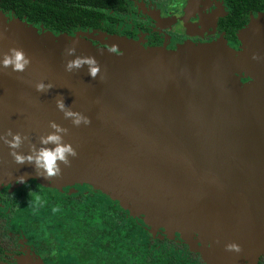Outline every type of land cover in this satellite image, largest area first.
I'll list each match as a JSON object with an SVG mask.
<instances>
[{
    "label": "water",
    "instance_id": "water-1",
    "mask_svg": "<svg viewBox=\"0 0 264 264\" xmlns=\"http://www.w3.org/2000/svg\"><path fill=\"white\" fill-rule=\"evenodd\" d=\"M238 38L239 52L226 43L145 49L109 37L114 51L0 16V55L21 49L30 61L23 72L0 70V135L26 136L28 153L54 121L77 153L60 176L43 179L0 142V179L88 185L152 234L196 236L210 263L254 264L264 242V17ZM77 57L95 59V79L87 65L65 70ZM41 82L51 89L38 92ZM60 95L91 123L65 119ZM231 243L240 251H226Z\"/></svg>",
    "mask_w": 264,
    "mask_h": 264
},
{
    "label": "trees",
    "instance_id": "trees-1",
    "mask_svg": "<svg viewBox=\"0 0 264 264\" xmlns=\"http://www.w3.org/2000/svg\"><path fill=\"white\" fill-rule=\"evenodd\" d=\"M126 1L0 0V9L33 27L72 33L95 29L98 20L113 14L123 15ZM240 1L246 6L244 12L250 10L252 3ZM37 196L39 204L34 203ZM2 207L8 215L0 216V241L9 238V228L17 223V233L34 239L42 254L57 264L63 259L69 264L209 263L199 248L190 247V241L178 235L168 237L162 230L152 234L140 216H131L118 202L88 185L59 190L35 180L17 183L16 189L0 193Z\"/></svg>",
    "mask_w": 264,
    "mask_h": 264
},
{
    "label": "flooded vegetation",
    "instance_id": "flooded-vegetation-1",
    "mask_svg": "<svg viewBox=\"0 0 264 264\" xmlns=\"http://www.w3.org/2000/svg\"><path fill=\"white\" fill-rule=\"evenodd\" d=\"M247 2L252 4L250 10L244 12L246 6L240 0H127L123 15L113 14L103 22L98 20L99 27L95 29L53 33L36 28L50 32L53 36L66 34L83 37V34L91 33L90 37L83 38L97 48L114 51L117 50L110 46L109 37L125 38L145 49L175 51L185 44L201 46L226 43L229 48L239 52L243 47L238 38L240 33L252 20L264 17V0ZM0 14L9 20H17L12 12L0 9ZM16 187L17 182H5L0 179V193L14 190ZM1 215H8L4 207L0 210ZM7 235L9 238L0 241V246L4 247V252L0 254V264H57L42 254L34 239L25 233H17V223L12 224ZM190 247H200L196 236H193ZM256 255L254 264H264L263 241ZM60 264L69 263L63 259Z\"/></svg>",
    "mask_w": 264,
    "mask_h": 264
},
{
    "label": "clouds",
    "instance_id": "clouds-1",
    "mask_svg": "<svg viewBox=\"0 0 264 264\" xmlns=\"http://www.w3.org/2000/svg\"><path fill=\"white\" fill-rule=\"evenodd\" d=\"M72 52H74V50H69L70 55ZM29 63V59L21 49H9L8 53L0 55V70L10 69L13 72H23ZM85 65L89 66V77L95 79L100 69L95 59L91 57H77L70 60L66 64L65 70L71 72L74 69L79 70ZM51 87V84H45L43 82L36 84V90L38 92H46L50 90ZM56 107L58 111L63 113L65 119L71 120L72 125L75 127H79L81 124L87 126L91 123L87 116L73 112L67 108L62 95L57 99ZM49 128L52 129V131L39 138L40 147L37 148L35 145H30L28 153L20 151L25 141L28 139L26 136H22L18 132L13 133L11 130L4 135H0V142L8 147L9 155L12 157L13 162L17 165H23L25 163L31 164L36 175L41 176L43 179L60 176V165L62 164L68 167L71 163L69 157L74 158L77 155L75 149L63 140V136L67 134V129L61 127L54 121L49 122ZM17 182L24 183V177H19ZM34 203H40L39 196L35 197ZM52 211L55 212L57 209L53 208ZM225 250L239 252L240 248L239 245L231 243L225 246Z\"/></svg>",
    "mask_w": 264,
    "mask_h": 264
},
{
    "label": "rangeland",
    "instance_id": "rangeland-1",
    "mask_svg": "<svg viewBox=\"0 0 264 264\" xmlns=\"http://www.w3.org/2000/svg\"><path fill=\"white\" fill-rule=\"evenodd\" d=\"M0 16L2 17V18H4L5 20H7V21H9V19H7L6 17H4V16H2L1 14H0ZM34 30L36 29L37 30V28L36 27H33V26H31ZM38 32L40 33V34H42V33H45L44 31H42V30H38ZM84 36H86V37H90V35H91V33H85V34H83ZM77 36H79V35H75V36H69V37H71V38H77ZM83 36V37H84ZM53 37H59V36H53ZM83 37H81V36H79V38L80 39H83V40H85V38H83ZM87 41V40H86ZM88 42V41H87ZM90 43V42H89ZM214 44H216V43H214ZM212 45V44H211ZM226 45V44H225ZM227 46V45H226ZM228 47V46H227ZM229 48V47H228ZM231 49V48H230ZM167 50V49H166ZM232 50V49H231ZM169 51V50H168ZM194 245V244H193ZM200 248V247H199Z\"/></svg>",
    "mask_w": 264,
    "mask_h": 264
}]
</instances>
